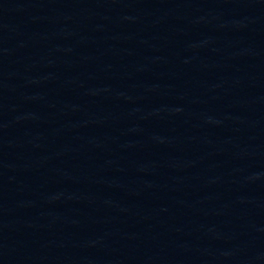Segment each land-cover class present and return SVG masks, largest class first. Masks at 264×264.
Segmentation results:
<instances>
[{
  "label": "water",
  "instance_id": "obj_1",
  "mask_svg": "<svg viewBox=\"0 0 264 264\" xmlns=\"http://www.w3.org/2000/svg\"><path fill=\"white\" fill-rule=\"evenodd\" d=\"M151 191L264 198V0H0V208Z\"/></svg>",
  "mask_w": 264,
  "mask_h": 264
}]
</instances>
